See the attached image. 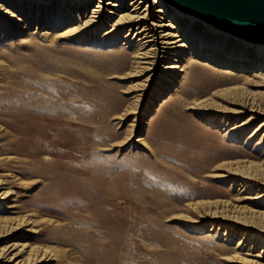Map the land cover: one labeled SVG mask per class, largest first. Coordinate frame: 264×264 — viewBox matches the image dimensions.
Here are the masks:
<instances>
[{"label": "rangeland", "instance_id": "obj_1", "mask_svg": "<svg viewBox=\"0 0 264 264\" xmlns=\"http://www.w3.org/2000/svg\"><path fill=\"white\" fill-rule=\"evenodd\" d=\"M95 4L0 0L21 21L0 13V219L12 226L0 230V249L26 242L49 252L38 264L264 263V220L249 213L264 212L255 199L264 134H252L263 117L236 112L264 103V83L187 61L186 51L170 85L160 73L146 81L135 40L124 39L129 24L105 35L114 16L53 38L74 23L65 10L87 16ZM179 15L203 46L237 50L232 34ZM219 201L223 210L203 205Z\"/></svg>", "mask_w": 264, "mask_h": 264}, {"label": "bare ground", "instance_id": "obj_2", "mask_svg": "<svg viewBox=\"0 0 264 264\" xmlns=\"http://www.w3.org/2000/svg\"><path fill=\"white\" fill-rule=\"evenodd\" d=\"M20 1L24 2L27 0ZM31 1L35 2L42 0ZM53 1L63 6L68 2H72L73 4L81 6L87 4V0ZM177 10L181 12L176 13V15L169 16V13L172 12V10L170 8V4H168L164 0H130L128 3V7L126 8H124L122 4L119 3V0H96L95 6L91 9V13L87 16H82L78 12H71L65 10L66 15L70 17V19L67 18L66 21H74V23L67 26L62 32H58V34L54 33L55 35H53V38L57 39L83 35L84 32L87 33L89 30H91L96 25V22H99L101 19H104L108 22L112 20V17L114 16L115 21L110 25L111 27L105 32V35H113L114 32H116L121 25L129 24L127 33L124 35V39L128 40V43L132 42L131 38L132 40H135V59L137 61L136 64H139L141 71L146 70L148 72H151L148 75L146 81H150L153 77L160 73L164 75L162 76L161 81L166 85H170L169 81L174 80L176 77L175 75L178 72L184 71L183 65L180 64V60L182 58L183 53L186 51L188 52V56H186L187 61L201 60L203 65L208 66L210 68H223V72L226 75H237L238 77H242L244 79L252 78L259 80L261 83H264V40H254L232 34L239 40L243 39L250 41L251 44L248 45L249 42L240 43L239 40H236V45L232 46H236L237 50H231L229 51L230 53H227L226 55H221V50L223 46H225L224 41H222V43H216L214 45L215 47L213 48L203 46L202 44L204 42V37L197 36L191 30L188 31L187 29L183 28L181 25V17L179 14L185 13L188 15L189 18H194L196 16L193 14H188L180 9ZM1 12L2 15H6L8 18L14 19V22H21L18 17H13V15H9V12L7 10L2 9L0 5V13ZM103 14L106 15L103 16ZM153 17H155L156 19H153ZM205 22L206 24L215 27L213 24L207 21ZM20 28L25 29V26H20ZM223 31L224 33L231 34L229 33V31ZM32 34H38V32H33ZM50 35L51 33L47 30L40 32L38 36L40 38L47 39L50 37ZM244 46L249 51H246L244 49ZM254 48H261L262 51L260 55H254L250 57V53L248 52H250V50ZM167 56H170L172 58L170 60L173 63H168L163 67L158 68V64L163 60L167 59ZM165 78H168L169 81ZM136 97H138V95H136ZM137 100L138 99H135V101ZM197 104L193 103L194 106L192 107L197 106ZM248 106L249 111L252 113L250 114L246 122L250 121L251 119H257L259 118V116L263 117L262 122L256 127L252 134L262 131L263 135L264 103H244L241 108L236 112L240 113L241 111H245ZM244 124L246 123L241 122L232 129L239 128ZM136 140L140 141L141 139ZM260 183L264 184V180L260 181ZM3 195L5 196V194ZM263 197L264 193H260L255 197V199H260ZM211 204L215 205L216 208L219 207L223 210V208L225 207L224 205H226V202H204L203 205L209 206ZM253 204L255 205V203ZM236 210H238L239 212L245 211L246 213L247 209L243 207H238V209ZM249 211V213L253 216L258 215L259 218L264 220V212H259V210H255L251 207ZM219 212L222 211L219 210ZM212 216L214 218L223 219V216L220 215V213L218 215L217 213L213 212ZM6 223V220L1 221L0 219V230H12V226L7 225ZM216 223L218 226L220 225V222ZM259 231L264 233V226H261L259 228ZM3 233L4 232L0 233V237H3L5 235ZM49 256V252H46L45 250L39 251L36 247L31 246L26 242H23L22 244H13L11 246L1 248L0 264H38L40 262H43L44 260L49 259ZM258 257H260V255H256V258ZM247 261L249 264H264L259 260L248 259Z\"/></svg>", "mask_w": 264, "mask_h": 264}, {"label": "water", "instance_id": "obj_3", "mask_svg": "<svg viewBox=\"0 0 264 264\" xmlns=\"http://www.w3.org/2000/svg\"><path fill=\"white\" fill-rule=\"evenodd\" d=\"M233 35L264 40V0H164Z\"/></svg>", "mask_w": 264, "mask_h": 264}]
</instances>
